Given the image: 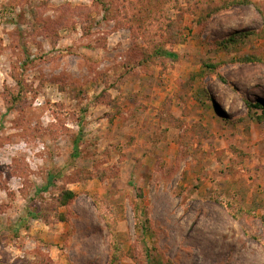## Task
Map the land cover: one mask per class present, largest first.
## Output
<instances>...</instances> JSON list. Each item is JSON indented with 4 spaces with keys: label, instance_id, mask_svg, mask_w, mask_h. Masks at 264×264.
Instances as JSON below:
<instances>
[{
    "label": "rangeland",
    "instance_id": "1",
    "mask_svg": "<svg viewBox=\"0 0 264 264\" xmlns=\"http://www.w3.org/2000/svg\"><path fill=\"white\" fill-rule=\"evenodd\" d=\"M259 103L264 0H0V264H264Z\"/></svg>",
    "mask_w": 264,
    "mask_h": 264
},
{
    "label": "trees",
    "instance_id": "2",
    "mask_svg": "<svg viewBox=\"0 0 264 264\" xmlns=\"http://www.w3.org/2000/svg\"><path fill=\"white\" fill-rule=\"evenodd\" d=\"M239 4H241V3L237 2V1H232V2L228 3L227 6H228V8H231L232 6L239 5ZM162 54L164 56H169V57L173 56L171 53H166V52L162 53ZM250 105L251 104H249V106ZM253 107H254V109H258V110L262 111L264 114V105L259 103V104L254 105ZM75 198H76V195L73 192L68 191V192L64 193L63 194V200H62L63 206H66L70 201H72ZM114 260H117L116 254L114 255L113 262H114ZM113 262H112V264H114ZM149 263L150 264H164L163 259L160 255L155 256L154 259H150Z\"/></svg>",
    "mask_w": 264,
    "mask_h": 264
}]
</instances>
